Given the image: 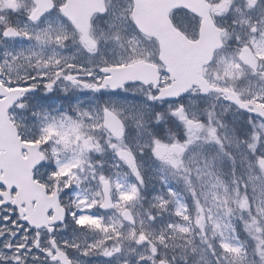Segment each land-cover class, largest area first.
I'll list each match as a JSON object with an SVG mask.
<instances>
[{"label":"snow or ice","instance_id":"1","mask_svg":"<svg viewBox=\"0 0 264 264\" xmlns=\"http://www.w3.org/2000/svg\"><path fill=\"white\" fill-rule=\"evenodd\" d=\"M0 264H264V0H0Z\"/></svg>","mask_w":264,"mask_h":264}]
</instances>
